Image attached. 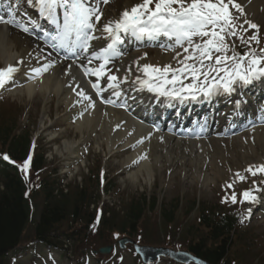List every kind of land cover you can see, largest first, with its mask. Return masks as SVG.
Returning a JSON list of instances; mask_svg holds the SVG:
<instances>
[{
    "label": "snow or ice",
    "instance_id": "snow-or-ice-1",
    "mask_svg": "<svg viewBox=\"0 0 264 264\" xmlns=\"http://www.w3.org/2000/svg\"><path fill=\"white\" fill-rule=\"evenodd\" d=\"M27 2L38 5L39 14L54 26L52 31L42 29L43 37L51 49L57 55L63 52L65 60L75 59L77 66L82 69L83 77L96 78L95 81L86 83L101 98L102 103L115 104V101L105 99L103 93L110 90L119 98L122 96L121 83L129 81L128 75L121 77L116 74L119 69L113 72L109 68L115 58L123 55L119 46L129 35L137 40H155L165 36L173 41L174 51L175 48L182 49V52H177L173 57L177 62L175 67L171 63L163 66L150 63L141 65L139 61H135L137 70L142 74L134 80L139 86L137 90H146L165 97L170 102L200 98L210 100L220 94L231 95L238 87L251 85L264 78V48L252 47L253 44H260V26L246 18L242 5L236 0H142L141 3L126 8L119 19L104 23H101V7L94 4L93 0ZM108 2L109 0H101L102 4ZM241 17H244L243 23H240ZM0 24L14 26L28 35L35 34V29L40 27L35 21L17 20L12 12H9L7 18L0 15ZM249 30L255 31L245 40L243 33ZM228 37H237L247 46L248 51L236 52L234 44L227 42ZM93 41L103 43L94 47ZM32 55L28 53L29 58ZM50 56L51 52L44 57L48 62L40 67L29 66L24 75L33 79L48 72L57 63L48 59ZM144 58L146 54L141 59ZM97 61L99 63L94 64ZM25 63V59L20 58L15 65L8 64L0 68V90H4L9 83L16 82L17 73ZM71 68L72 64L69 63L65 71L70 74ZM185 79L189 82L185 83ZM74 91L83 101H87L85 110L88 107L95 108L96 101L84 87L76 84ZM121 106L127 107V102ZM236 107H239V102H236ZM138 143H143V140ZM146 158V154L140 157ZM3 159L10 158L4 155ZM30 161L31 157L23 163L22 172H27ZM245 171L252 177L264 174V164L249 165ZM235 178L239 181L247 179L239 172L235 173ZM253 185V189H246L241 193L240 203H254L257 200L254 192L259 190V185L255 180ZM226 188L234 189V184L228 183ZM230 200L233 204L238 202L234 190ZM228 201L229 196L226 195L223 202Z\"/></svg>",
    "mask_w": 264,
    "mask_h": 264
},
{
    "label": "bare ground",
    "instance_id": "bare-ground-1",
    "mask_svg": "<svg viewBox=\"0 0 264 264\" xmlns=\"http://www.w3.org/2000/svg\"><path fill=\"white\" fill-rule=\"evenodd\" d=\"M31 44V41H25L23 35H18L15 32L10 33L9 29H3L1 27L0 64H13L20 58H24L25 61L34 60L37 56L32 55L31 58L28 56V53H31ZM162 59L165 61L168 57H162ZM137 61L142 65V61L138 57ZM63 72L64 71L61 72L56 68L54 73L51 71L49 75L44 77L42 82L33 81L26 87L18 88L13 94L16 95V93H20L22 96L28 98L27 101H30V98L36 97L37 95L49 101L51 95L54 94L57 98L58 105L66 104L67 107L70 102V100L67 99L70 90L65 88L64 83L70 81V75L66 76ZM17 76H22V70L17 73ZM153 104L155 106H165L166 102L161 104L155 101ZM118 113L119 112L116 113L117 117L114 115L116 118L115 120L112 118L107 121L102 120V116L98 113L91 117V121L85 118L82 122H78L76 128L81 133L80 140L78 142L64 141V149L73 153L76 145L91 139V137L95 135V144L98 145V147L107 146L109 153L116 151L113 155L118 154L126 156L125 160L130 165L125 168V171L128 172L132 182H138L139 184H141L139 180L148 182L154 176L157 165H161L173 169L172 173L169 175L170 179L168 183H170L172 179H176V174H179V178H181L184 173V181L197 182L200 183L202 187H205L206 183H209L210 180L217 181L219 179L218 177L211 179L212 176L208 175L207 171H212L218 176L222 175L219 169V162H223V160H226L225 162L232 165L233 169H238L241 167L246 168L249 164L259 162L264 158V129H261V131H257L254 136L246 138V142L241 138H237V141L234 139L235 142L230 146L226 145L224 148L214 143H212L211 149L206 145H202L204 153L199 152V148H194L189 145L187 146L190 148V151L186 152L182 143L177 140H172L171 138H167L166 142L163 144H155L152 142L149 155L150 161H146L140 167L133 169L134 166L131 165V163L135 164L134 160L139 157L129 150L133 147L140 148L141 145L136 143L137 137L127 135V130L132 127L129 123L124 126L126 129L124 132L115 128V126L119 124L118 120L120 116ZM67 114L66 112V116ZM190 125L192 128L195 127V121H190ZM99 127L100 129L98 130ZM85 132H87L86 137ZM204 165L206 168H204ZM193 168H195L194 171H192Z\"/></svg>",
    "mask_w": 264,
    "mask_h": 264
},
{
    "label": "rangeland",
    "instance_id": "rangeland-1",
    "mask_svg": "<svg viewBox=\"0 0 264 264\" xmlns=\"http://www.w3.org/2000/svg\"><path fill=\"white\" fill-rule=\"evenodd\" d=\"M125 1L126 0H118L117 5H114L115 8L123 7ZM131 1H137V0H131ZM260 21L263 23V26H264V18L263 20L260 19ZM42 108H43V104L41 103L39 105V108L35 109L34 106L32 108L30 106L26 111H12L10 115L12 116L13 119H16L17 125H21L27 121L25 113L33 117V119L30 121L31 123L37 124L41 116ZM65 130H66V133H64ZM59 132L61 133V135L62 133H64V136L61 137V141H63L64 139H71L73 137H78V135L75 133V129L68 128V125H64L62 130ZM61 146H63V143H61ZM99 150H100L99 148L93 150L89 158V168L91 170L92 169L94 170L95 167L99 166L100 158L104 157L103 151L100 152ZM61 157L62 155L57 154L56 156H54V160L52 162L57 163ZM117 160L120 161V158L117 157ZM121 165L122 163L111 161V160L108 163V166L109 167L111 166V169H112V174L109 173V179H110L109 187L112 184H114L115 185L114 188L117 190L123 187V185H119L120 183L123 184L121 179L126 181L124 176L120 175L116 178L114 177L115 176L114 173H116L117 170H119ZM157 169L158 171L156 172L155 176L151 178L150 183L144 182L143 180H139L141 184H139L138 182H131V181L125 182V186H127V188L124 189L123 195L119 199V203H120L118 205L119 208L117 207L116 209L113 210L114 217H110L111 215L107 216V220H110L109 218H112V220L109 223V230H113L115 228L121 227V221L124 220L123 218L124 206L126 205L127 201L131 199V196L137 195L138 193L146 194L148 196H153L158 199L157 209L154 211H151L148 209V216L145 214L142 220L138 223V227L140 225H143L146 228L147 235H151V236L159 235L160 227H163L164 229V226H165L164 222H163V226L161 225L159 226V224L157 223L158 219L160 218V213L162 211L163 203H167L166 208H169L170 205L173 207L174 206L178 207V210L176 212L177 218L175 219V222H174L176 226L184 225V229H187L189 225L194 223L195 217H196L195 215H196V212L198 211L197 206L193 208L195 201L197 202L198 200L201 204L208 202V199L206 198H202L200 200V197H198V195L211 198L210 193L208 192L207 194L206 193L207 191L204 192L202 190H199V187L196 186V184L191 185V184L181 182L179 183V187H176V185L174 186V183L168 186L167 182L164 183V180H163L165 176L164 173L166 172L165 168L162 170L160 168H157ZM81 175L85 178V180L81 182L80 181L81 179L77 177L79 175H76L75 178H72L71 182L65 189L66 195H64L63 198H61L62 203L68 204L67 209L72 208L74 203L77 201L80 195L79 187L81 185H85L87 187V192L84 193L87 195L86 202L88 200L93 201L95 199V196H94L95 192H92L94 190L93 188L94 183L93 185L90 183V181L93 182V175L90 176L89 180H88L89 176L87 175L86 172H81ZM219 182H218V186H219ZM218 186H217V190L219 191ZM162 188H164L163 190L164 192L161 191ZM84 189L85 188L82 186L81 191ZM173 189H176V190L170 191ZM91 193H93L94 195ZM214 196H215V192L213 193L212 198ZM105 197L109 199V195H105ZM116 201H117V197H116ZM209 202L212 205L215 203L212 199ZM134 214L137 215V212H135ZM145 222H146V225L144 224ZM172 225L173 223L170 224V226ZM260 233L261 231L256 230V226H254L250 229L246 237L242 235L240 236V239H234V242L230 246L229 252H228V255L231 257V259H228L226 262H228V264H252L251 263L252 261L253 264H256L257 262H262L264 264V233L262 234ZM198 237L199 235L197 234V238ZM197 238H195V240H197ZM249 238H259V239L256 240V239H249ZM206 244L213 245V242L210 241L209 239H206ZM247 247L251 248L249 249L248 254H247V249H248ZM243 250H245L244 257L241 256ZM231 261L232 262L234 261V262L232 263Z\"/></svg>",
    "mask_w": 264,
    "mask_h": 264
},
{
    "label": "trees",
    "instance_id": "trees-1",
    "mask_svg": "<svg viewBox=\"0 0 264 264\" xmlns=\"http://www.w3.org/2000/svg\"><path fill=\"white\" fill-rule=\"evenodd\" d=\"M82 202L83 197L79 202L78 211ZM150 203L154 204V199H152ZM177 209L178 207L176 206L173 209L166 208L163 211V215L165 216L163 217L167 223L176 219L174 216ZM75 212L77 213V209ZM124 212L126 214L124 219L134 223L137 219V215L134 214L135 211L128 206L127 210H124ZM62 215L63 212L57 208L56 205L48 206L46 210L44 209L42 211V220L41 223L37 224L35 234L39 238L47 240V233L50 232V230H57L52 223L62 220L64 218ZM28 222L27 204L22 200L20 187L17 183L10 185L9 190L6 189L5 192L0 193V254L15 243H18L19 236ZM190 231L196 233L192 228H190ZM54 240H57L56 243L60 241L58 237H55ZM226 240L227 238L225 241ZM198 250L210 259L217 260L225 254V245L217 246L213 244L211 247H208L207 244L204 243L202 246L198 247ZM0 264H2L1 261Z\"/></svg>",
    "mask_w": 264,
    "mask_h": 264
},
{
    "label": "water",
    "instance_id": "water-1",
    "mask_svg": "<svg viewBox=\"0 0 264 264\" xmlns=\"http://www.w3.org/2000/svg\"><path fill=\"white\" fill-rule=\"evenodd\" d=\"M102 251L108 252L109 251V248L102 249Z\"/></svg>",
    "mask_w": 264,
    "mask_h": 264
}]
</instances>
